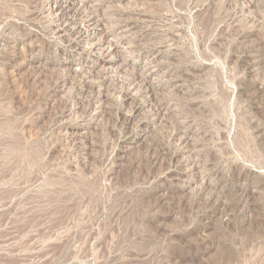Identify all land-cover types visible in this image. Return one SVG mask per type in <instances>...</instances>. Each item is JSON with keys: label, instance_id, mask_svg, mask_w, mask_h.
Listing matches in <instances>:
<instances>
[{"label": "rangeland", "instance_id": "374dc122", "mask_svg": "<svg viewBox=\"0 0 264 264\" xmlns=\"http://www.w3.org/2000/svg\"><path fill=\"white\" fill-rule=\"evenodd\" d=\"M0 264H264V0H0Z\"/></svg>", "mask_w": 264, "mask_h": 264}]
</instances>
